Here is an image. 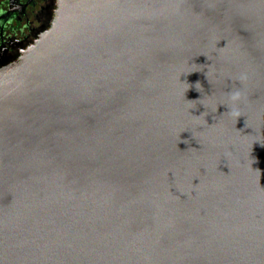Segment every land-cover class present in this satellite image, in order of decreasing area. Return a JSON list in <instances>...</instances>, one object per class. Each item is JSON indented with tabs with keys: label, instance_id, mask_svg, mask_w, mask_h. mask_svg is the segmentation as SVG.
Masks as SVG:
<instances>
[{
	"label": "water",
	"instance_id": "obj_1",
	"mask_svg": "<svg viewBox=\"0 0 264 264\" xmlns=\"http://www.w3.org/2000/svg\"><path fill=\"white\" fill-rule=\"evenodd\" d=\"M54 1L0 59V264H264V0Z\"/></svg>",
	"mask_w": 264,
	"mask_h": 264
},
{
	"label": "flooded vegetation",
	"instance_id": "obj_2",
	"mask_svg": "<svg viewBox=\"0 0 264 264\" xmlns=\"http://www.w3.org/2000/svg\"><path fill=\"white\" fill-rule=\"evenodd\" d=\"M54 7V0H0V59L31 42Z\"/></svg>",
	"mask_w": 264,
	"mask_h": 264
}]
</instances>
